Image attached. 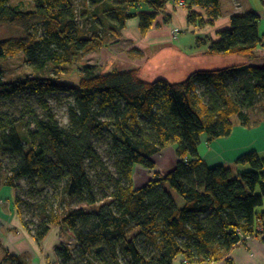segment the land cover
<instances>
[{
    "label": "trees",
    "instance_id": "1",
    "mask_svg": "<svg viewBox=\"0 0 264 264\" xmlns=\"http://www.w3.org/2000/svg\"><path fill=\"white\" fill-rule=\"evenodd\" d=\"M17 1L0 0V26L22 34L0 39V61L20 46L26 63L41 74L117 40L128 20L138 19L145 37L166 5L179 0H84L80 15L74 0ZM24 1L29 9H22ZM183 1L189 25H213L221 14L220 0ZM259 2L264 10V0ZM259 19L255 12L232 15L217 41L203 40L206 55H238L244 63L195 71L180 82L144 80L141 67L101 73L92 65L84 66L76 84L40 75L5 80L0 67V169L1 157L11 159L2 183L15 191L27 234L37 244L53 227L68 235L76 246L55 248L60 264H174L179 257L202 264L223 258L244 237L264 241V213L256 212L264 202V157L245 154L235 164L250 170L233 172L208 167L197 151L202 135L208 142L227 137L233 117L248 126L249 110L264 108V66L250 64L264 42ZM61 94L68 96L66 126L48 101ZM23 97L18 114L6 108ZM95 140L105 141L114 172ZM168 147L177 157L173 168L135 188V167L154 170L153 156ZM21 179L27 198L37 202L26 203L35 222L22 216L24 202L16 192ZM49 190L63 203L91 209L58 212ZM0 264L23 261L6 257Z\"/></svg>",
    "mask_w": 264,
    "mask_h": 264
},
{
    "label": "crops",
    "instance_id": "2",
    "mask_svg": "<svg viewBox=\"0 0 264 264\" xmlns=\"http://www.w3.org/2000/svg\"><path fill=\"white\" fill-rule=\"evenodd\" d=\"M220 7L221 14L213 25L196 27L187 23V10L184 7L169 3L158 16L156 23L145 38H141L139 35L138 19L128 20L125 28L120 32V37L113 41L112 45L107 44L98 50V55L103 61L102 67H105L106 71H110L116 63L122 65L119 58L124 59L121 51L128 52L134 49V52L129 54V58H127L130 62L128 67H141V75H143V70L149 63L161 66L170 65L173 66V69L165 72L162 79L169 82H180L185 79L188 73L214 70L209 68L220 69L244 63L245 58L236 55L225 56L231 58H225L224 62H221L223 60L214 61L220 59L221 56H207L203 40L210 38L217 41L219 38L217 32L230 27L232 15L247 12H255L259 15L258 32L260 36L264 37V10L259 0H220ZM193 10L202 16L204 15V11L199 8ZM164 14L169 16V21L166 23L163 22ZM173 29L180 31L176 37L172 36ZM186 34L192 35L188 43L185 42L186 38L183 36ZM255 52L258 58L250 64L256 67L264 66V42ZM107 61H109L108 65H106ZM214 62L215 64L221 62L223 65H221L222 67L212 66ZM127 66L126 68H128ZM184 66L190 68V71L181 72L184 70ZM161 72L162 70L159 73ZM263 109L260 104L249 110L250 124L248 126H242L238 119L232 118V131L227 137L218 138L211 142H208L205 135L200 137L198 155L208 167L222 165L230 168L233 172L248 171L250 168L247 165L238 166L235 164L238 158L251 152L264 157ZM168 149L173 151L172 164H174L177 161L174 149L173 147H168ZM256 212L258 214L264 213V202L261 207L256 209ZM56 234L59 236L60 229H57V232L51 230L46 238L37 244L24 230L14 204H9L7 208L0 204V263L6 257H15L20 258L23 264H56L57 258L54 251L58 245ZM262 238L249 237L244 239L243 244L234 247L223 258L202 264H227L226 260H230L232 264H264V241ZM174 264L189 263L179 257Z\"/></svg>",
    "mask_w": 264,
    "mask_h": 264
},
{
    "label": "rangeland",
    "instance_id": "3",
    "mask_svg": "<svg viewBox=\"0 0 264 264\" xmlns=\"http://www.w3.org/2000/svg\"><path fill=\"white\" fill-rule=\"evenodd\" d=\"M17 2H18L17 0H12L13 4H15ZM22 5L23 6H21V7L23 10L29 9L31 7L25 1H24V3H22ZM176 6H178V5H176ZM74 7L77 11V14L80 15L81 11L84 7V0H74ZM182 7L185 8V6H182ZM168 21H169V16L164 14L163 22L166 23ZM179 33H180L179 30L173 29L172 36L176 37ZM21 35H22L21 32L17 29L6 28L3 26H0V39L10 38V37L19 38V37H21ZM183 36H185V38H186L185 42H187V43H188V40L192 37V35H190V34H186ZM145 37H141V38H145ZM113 41H115V40H113ZM113 41L112 40L107 41L105 46L107 44L112 45ZM193 41H194V39H193ZM173 43H175V42H173ZM98 50L84 55L80 59L76 60L73 64L62 65L58 68H55L52 65H49L48 68L44 72H42L41 74H37L38 72L34 71L33 68L26 63L25 55H24L22 49L20 48V46H13V47H11V52L8 53L7 57L4 60L0 61V67L3 70L5 80H15V79H19L23 76L40 75L42 77H50L53 79H57L60 83L76 84L77 81L83 75V68L85 65H92V66L95 65L98 71H106V68L102 67L103 61H102L101 57L98 55V52H99ZM133 50H129L128 52L127 51H123V52L121 51L123 58H124V59H122L121 57H119L122 65L120 63H116L115 66L112 69H110V71H112V70L123 71L125 69H127V70L130 69V67L127 66L130 63L127 60V58H129V54H132L134 52ZM207 56H220V55H207ZM236 56H238V55H236ZM219 58L220 59H215L214 61L223 60L221 62H224V60H226L225 58H231V57L221 56ZM235 58H238V57H235ZM221 62H219L218 64H215V62H214V64H212V66L214 65L216 67H222L221 65H223V63H221ZM108 64H109V61H107L106 65H108ZM126 66L128 68H126ZM222 68H224V67H222ZM170 69H173V66L166 65V64L161 66L158 64L149 63L144 68L143 75H141V77L144 79H147L149 81L162 79L163 76H165L164 75L165 72H167ZM183 69L184 70L181 72L190 71V68H188L186 66H184ZM209 69H216V68H209ZM161 70H162V72L159 73ZM188 74H186L185 78L188 76ZM67 99H68V96H65L62 94L61 95H52L48 98L49 104L52 107L53 112L55 113V116H56V118H57V120L61 126H66L68 123V116H67L68 100ZM25 101H27V98L23 97L21 99L16 100L14 102V104L7 103V104H5V106L8 110L13 111L16 114H18L16 109L22 108L23 103ZM235 118L233 117V119H235ZM95 147H96L101 159L105 163V165L109 168V170L111 172H114V168L112 166V161L108 158L107 153H106L105 141L104 140H95ZM172 155H173V151L171 149L166 148V149L160 151L155 156H153L155 168L152 171L145 170L144 168H142L140 166H136L134 169V176H133L134 187L140 188L143 185H145L152 178L154 173H158L159 175H166L169 172V170H171L173 168L174 164L176 163L175 162L174 164H172L173 163ZM1 160L3 161V163L1 164V169H0V204L5 205L7 208L9 204H11V203L14 204V197L13 196H14L15 191L4 186L2 183L3 182L2 177L4 174V170L8 169L10 167L11 159H9L7 157H1ZM3 167H5V169H2ZM96 173L100 174L101 172H100V170H97ZM94 174H95L94 171L91 170L90 175L94 176ZM17 184L20 186V188L16 192H18L20 200H22L24 202V203H20V205H19L21 212H22L23 219L26 221L30 220V221L35 222V220H37L36 215H34L35 214L34 211L31 210V206H30V208H27L26 203L29 205L35 206L34 204H36L37 202L30 201L27 198V196L25 195V191L27 189L26 188L27 183H26L25 179H21V180L17 181ZM48 197L51 198V200L53 201L54 206L56 207V210L58 212H63L64 210L67 211L69 209H74V208H79V207L84 208L86 210L91 209L90 207H87L84 204H78L75 201H70L69 203L68 202L63 203L61 196H60V199H59V196L55 197V193L53 190L48 191ZM6 213H8V212H6ZM57 229H59V228L53 227L51 230H55L57 232ZM56 237H58V239H57L58 245L56 247H60L61 245H67L71 249L75 248V246H76L75 242L72 239H70L68 237V235H66L65 233L63 234L60 232L59 236L56 234ZM56 264H60L58 259H57Z\"/></svg>",
    "mask_w": 264,
    "mask_h": 264
},
{
    "label": "built area",
    "instance_id": "4",
    "mask_svg": "<svg viewBox=\"0 0 264 264\" xmlns=\"http://www.w3.org/2000/svg\"><path fill=\"white\" fill-rule=\"evenodd\" d=\"M175 4L178 5V6H181V7H182V6H185L183 0H179V1L176 2ZM263 233H264V230H263ZM248 238H249V237H244V239H248Z\"/></svg>",
    "mask_w": 264,
    "mask_h": 264
},
{
    "label": "water",
    "instance_id": "5",
    "mask_svg": "<svg viewBox=\"0 0 264 264\" xmlns=\"http://www.w3.org/2000/svg\"><path fill=\"white\" fill-rule=\"evenodd\" d=\"M139 187H137V189H138Z\"/></svg>",
    "mask_w": 264,
    "mask_h": 264
}]
</instances>
